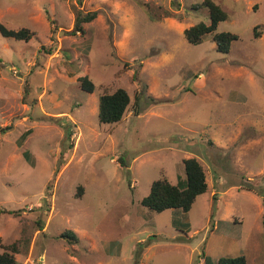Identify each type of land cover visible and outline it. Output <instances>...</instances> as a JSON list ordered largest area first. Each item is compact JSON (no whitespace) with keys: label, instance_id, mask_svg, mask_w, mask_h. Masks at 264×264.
I'll use <instances>...</instances> for the list:
<instances>
[{"label":"rangeland","instance_id":"374dc122","mask_svg":"<svg viewBox=\"0 0 264 264\" xmlns=\"http://www.w3.org/2000/svg\"><path fill=\"white\" fill-rule=\"evenodd\" d=\"M213 1L227 54L184 36L210 24L204 0H0V24L32 32L0 31V237L19 264H264V0ZM120 88L123 120L101 123ZM189 158L208 183L191 210L144 207Z\"/></svg>","mask_w":264,"mask_h":264},{"label":"trees","instance_id":"16d2710c","mask_svg":"<svg viewBox=\"0 0 264 264\" xmlns=\"http://www.w3.org/2000/svg\"><path fill=\"white\" fill-rule=\"evenodd\" d=\"M84 0H79L82 4ZM209 10L210 24L199 23L185 30L184 36L191 44L198 45L203 43L207 35L212 36V41L216 43L217 50L221 53H229L231 45L238 40L236 34L230 32L217 33L218 25L227 20L228 15L225 10L213 0H204L201 4ZM197 9V6H195ZM98 13H90L86 16H79L76 21V29L83 31L82 24L91 22L97 18ZM0 31L6 38L19 41H28L32 37L29 29L19 31L7 29L0 24ZM262 31L258 27L254 29V36L259 38ZM83 90L93 93L95 84L88 77L80 78ZM137 101V100H136ZM131 96L125 89H118L112 94H104L99 98V121L104 124H115L123 120L128 108L131 105ZM31 131H28V135ZM26 135L23 137L25 138ZM24 157L30 160L29 152L24 153ZM186 180H181L177 185L172 184L167 179H160L153 183L150 194L142 200V205L155 212H163L171 209H180L189 212L196 199L208 191L207 177L203 165L196 158H189L184 161ZM250 189V188H249ZM65 237V234H64ZM68 238L70 243L79 242L78 237L70 232ZM0 264H19L16 255L18 254L17 245L6 246L0 237ZM218 264H248L245 256L236 258H221Z\"/></svg>","mask_w":264,"mask_h":264}]
</instances>
